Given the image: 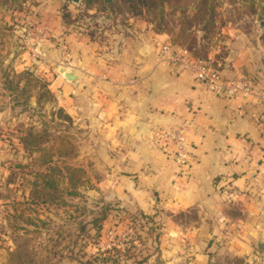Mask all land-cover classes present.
Listing matches in <instances>:
<instances>
[{
  "label": "rangeland",
  "instance_id": "obj_1",
  "mask_svg": "<svg viewBox=\"0 0 264 264\" xmlns=\"http://www.w3.org/2000/svg\"><path fill=\"white\" fill-rule=\"evenodd\" d=\"M201 7L199 0L0 2V264H264L260 242L246 254H235L222 235L175 244L162 199L152 197L145 212L106 191V160L90 159L94 135L78 118L58 115V88L47 81L65 80L60 68L78 72L61 56L78 45V32L101 40L137 21L201 56L227 47L224 31L237 27L264 67V0H215L203 18ZM27 71L32 76L15 75Z\"/></svg>",
  "mask_w": 264,
  "mask_h": 264
},
{
  "label": "crops",
  "instance_id": "obj_2",
  "mask_svg": "<svg viewBox=\"0 0 264 264\" xmlns=\"http://www.w3.org/2000/svg\"><path fill=\"white\" fill-rule=\"evenodd\" d=\"M138 22L105 30L101 40L78 32V45L61 55L73 59L77 80H47L58 88V105L94 135L90 159L97 166L106 160V191L145 212L152 197L162 199L170 215L166 236L175 244L222 235L235 254L264 247V104L215 97L190 71L157 62L156 44L168 37ZM224 32L222 44L229 45L205 57L224 77L254 76L256 88H264V67L246 34L229 26ZM182 121L190 124L195 158L188 171L173 163L162 137ZM190 212L194 220L173 219Z\"/></svg>",
  "mask_w": 264,
  "mask_h": 264
},
{
  "label": "built area",
  "instance_id": "obj_3",
  "mask_svg": "<svg viewBox=\"0 0 264 264\" xmlns=\"http://www.w3.org/2000/svg\"><path fill=\"white\" fill-rule=\"evenodd\" d=\"M156 61L172 69L190 71L195 81L215 97L231 100H252L264 104V88H256L257 80L249 75L226 78L220 65L212 59L192 54L187 48L171 43L168 38L156 44ZM190 124L182 121L163 133L165 146L169 148L173 163L186 171L195 163L188 144Z\"/></svg>",
  "mask_w": 264,
  "mask_h": 264
},
{
  "label": "trees",
  "instance_id": "obj_4",
  "mask_svg": "<svg viewBox=\"0 0 264 264\" xmlns=\"http://www.w3.org/2000/svg\"><path fill=\"white\" fill-rule=\"evenodd\" d=\"M5 1H10L11 3L12 2H14L15 0H0V2H5ZM128 1H131V0H128ZM145 0H141V2H144ZM150 1H152V0H150ZM163 0H161V2H162ZM166 1H168V0H165V2ZM215 0H199V2H200V5L202 6L201 7V10H203V12H202V14H201V18H203L204 17V14H205V12H210L211 14H213V2H214ZM208 2H210V4L208 3ZM208 5H209V7H208ZM107 6H109V5H107ZM107 6H104L103 4H102V7H103V9H105V10H109V7H107ZM90 7H89V5L88 6H86L85 7V9L87 10V9H89ZM208 9H210L209 11H208ZM211 19H212V17H211ZM171 43L172 44H174V45H177V46H182V47H185V48H187L192 54H194V55H197V56H200V57H205V56H201V55H199V54H197L193 49H191V48H189V47H187V46H184V45H180V44H178V43H174V42H172L171 41ZM24 74H26V75H28V76H32V73L30 72V71H27V72H25V73H19V74H15L16 76H18L19 78H21L22 77V75H24ZM252 77H254V76H252ZM39 81V79H34V83H37ZM41 87L43 88V92L45 93V94H48L49 96H51V93H50V91H49V89H47V83H42L41 84ZM58 115H60V116H62V119H65V120H67V121H70L71 119H70V117L66 114V113H63V110L60 108V109H58ZM47 184L45 183L44 184V186H46ZM236 259V258H235ZM18 264H23V263H18Z\"/></svg>",
  "mask_w": 264,
  "mask_h": 264
},
{
  "label": "water",
  "instance_id": "obj_5",
  "mask_svg": "<svg viewBox=\"0 0 264 264\" xmlns=\"http://www.w3.org/2000/svg\"><path fill=\"white\" fill-rule=\"evenodd\" d=\"M105 2H106V0H105ZM258 25H259V28H260L261 31L264 30V21L263 20H260L259 23H258ZM147 49H148V45L147 44L143 45V47L141 48V53L142 54H145L146 51H147ZM232 55H233V53L230 54V57ZM59 73L67 81H72V80H75L76 79V74L73 71H71L70 69L60 68L59 69Z\"/></svg>",
  "mask_w": 264,
  "mask_h": 264
}]
</instances>
